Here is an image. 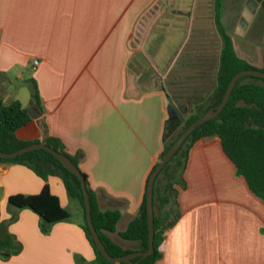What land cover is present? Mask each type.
I'll return each mask as SVG.
<instances>
[{"label": "crops", "instance_id": "1", "mask_svg": "<svg viewBox=\"0 0 264 264\" xmlns=\"http://www.w3.org/2000/svg\"><path fill=\"white\" fill-rule=\"evenodd\" d=\"M220 3L236 55L264 68V28L258 46L239 43L263 12L258 2L240 30L246 0L234 11ZM212 15L213 0H0V102L17 100L29 117L14 135L37 142L53 137L64 152L79 155L77 167L99 209L119 211L107 235L123 247L135 242L117 232L138 216L163 149L164 77L193 29L215 33ZM261 19L264 27V12ZM33 83L38 104L30 98ZM210 100L205 92L183 112ZM182 177L172 205L178 217L162 232L156 264H264V202L236 174L216 135L189 146ZM44 183L70 213L45 230L33 211L5 201L35 194ZM0 188V225L19 246L0 253V264H92L80 208L58 176L43 180L21 164L0 162Z\"/></svg>", "mask_w": 264, "mask_h": 264}, {"label": "trees", "instance_id": "2", "mask_svg": "<svg viewBox=\"0 0 264 264\" xmlns=\"http://www.w3.org/2000/svg\"><path fill=\"white\" fill-rule=\"evenodd\" d=\"M256 1L264 12V0ZM220 4V0H213L212 18L215 33L197 27L193 29L169 67L162 83V89L172 99H178L183 95L194 98L192 102L196 103L200 97L196 85L205 79L211 84L210 90L206 91L210 92L211 100L186 115H183L181 105L178 106L184 118L182 122L178 118L166 119L162 134L163 149L159 157L189 123L207 108L220 101L234 73L245 69L264 71V68H256L236 55L230 37L220 22ZM245 78L252 80L243 81ZM185 81H189L196 88L195 90L190 89L192 95H189V86L186 87ZM29 92L31 100L38 104V94L34 83L30 84ZM28 120L26 110L17 100H12L7 104L0 102V151L10 152L37 142V140H19L14 135V131ZM209 135H216L220 139L223 151L235 166L236 174L242 175L252 193L264 202V78L243 75L236 81L220 112L195 127L155 176L152 190L153 251L141 259L133 257L126 262H110L96 249L85 223L79 181L52 154L44 149H33L13 158L0 157V162L21 164L43 180L48 175H56L62 180L66 193L80 208L82 218L80 227L94 254L92 264H156L161 255L157 246L162 240V232L178 217V212L172 209V205L176 203V186L184 185L182 172L187 150L196 139ZM42 142L67 156L77 166L79 155H69L64 152L56 138L46 136ZM80 173L84 178L89 196L91 221L105 250L112 256H120L146 249L147 225L144 194L138 216L129 220L125 228L117 232L119 238L135 242L133 247H123L107 235V232L115 230V224L120 216L119 211L99 209L95 196L87 185L84 173L81 171ZM5 201L8 206L16 209L28 208L33 211L40 218L43 230L49 223L70 217L69 211L59 205L57 198L50 193L45 183L35 194H10L6 196ZM18 248L12 236L0 225V253L9 255L10 252H16ZM76 260L82 262L81 259Z\"/></svg>", "mask_w": 264, "mask_h": 264}, {"label": "water", "instance_id": "3", "mask_svg": "<svg viewBox=\"0 0 264 264\" xmlns=\"http://www.w3.org/2000/svg\"><path fill=\"white\" fill-rule=\"evenodd\" d=\"M257 1L256 0H246L245 8L242 11L241 16L238 19V29L244 28L246 26L247 20L250 17V14L254 11V8L256 7ZM243 75H254L257 77L264 78V71L260 69H245L240 70L234 73L231 78L229 79L223 94L221 96L220 101L209 108H207L203 113H201L198 117H196L191 123H189L185 129L181 131V133L176 137V139L171 143V145L167 148V150L159 157L157 162L155 163L153 169L150 171L146 185L144 190V196H145V219H146V225H147V247L144 250L139 251H132L125 253L120 256H112L110 255L104 248L96 230L93 227L91 216H90V201L89 196L86 190L84 178L82 174L80 173V170L78 167L64 154L59 153L52 149L51 147L45 145L43 142H33L26 146H23L21 148H18L16 150L10 151V152H4L0 151V157L1 158H13L16 157L19 154H22L24 152L33 150V149H44L48 151L50 154H52L58 162L70 173L75 175V177L79 181V186L82 194L83 199V207H84V217H85V223L89 230L90 236L92 238V241L96 247V249L99 251V253L106 258L110 262H119V261H129L133 257H139V259L147 256L153 251V207H152V190H153V181L157 173L160 171V169L165 165V163L171 158L173 153L177 150V148L180 146V144L183 142V140L189 135V133L198 125L203 123L204 121L214 117L217 115L222 107L227 102L229 95L231 93L232 88L234 87L236 81L239 77ZM166 116L167 119H175L178 118L180 122L183 121V115L180 112L178 108V103L175 102L169 95H166ZM31 117L32 115L29 114ZM2 197V190L0 188V199Z\"/></svg>", "mask_w": 264, "mask_h": 264}, {"label": "rangeland", "instance_id": "4", "mask_svg": "<svg viewBox=\"0 0 264 264\" xmlns=\"http://www.w3.org/2000/svg\"><path fill=\"white\" fill-rule=\"evenodd\" d=\"M225 1L227 3V8L229 10L232 9L233 11L235 9L237 10V5H238L237 2L238 1H240V3H241V1L243 2V0H225ZM260 12H258L257 18L253 22L251 29L248 30V32H246L244 37H241V41L239 40L240 45H242V47L244 46L245 48H248L249 50H251V46H252V48H254V45L258 46L260 43V38H261L260 32L264 28L263 24H262L263 20L261 19L263 17V12H261V13ZM253 38L256 39V42H253V40H252ZM234 41H236V40L234 39ZM249 80H252V79L245 78L243 81H249ZM185 83H186V87L189 86V90H188L189 95H192V91L190 89H192L191 87H193V86L190 84L189 81H185ZM158 84H159V82H158ZM210 86H211L210 81H207L205 79L196 85V87H197L196 90L198 92V96H200L199 100H201V98H203V96L205 95V92L208 89L210 90ZM182 87H183V85H182ZM173 100L175 102H178L181 105L182 111H183V107H185V110L191 111V101H194V98H190L189 99L190 101H188V97L182 95L178 99L176 98ZM186 114H187L186 112L183 113V115H186Z\"/></svg>", "mask_w": 264, "mask_h": 264}, {"label": "built area", "instance_id": "5", "mask_svg": "<svg viewBox=\"0 0 264 264\" xmlns=\"http://www.w3.org/2000/svg\"><path fill=\"white\" fill-rule=\"evenodd\" d=\"M36 63H37V61H36V60H33V61L31 62V67H34ZM157 250H158L159 252H161V251L163 250V243H162V241L158 244V246H157Z\"/></svg>", "mask_w": 264, "mask_h": 264}]
</instances>
